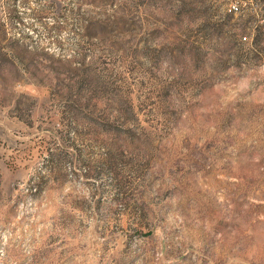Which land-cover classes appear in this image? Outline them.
<instances>
[{
	"label": "rangeland",
	"instance_id": "obj_1",
	"mask_svg": "<svg viewBox=\"0 0 264 264\" xmlns=\"http://www.w3.org/2000/svg\"><path fill=\"white\" fill-rule=\"evenodd\" d=\"M226 2L0 0V264H264V0Z\"/></svg>",
	"mask_w": 264,
	"mask_h": 264
},
{
	"label": "built area",
	"instance_id": "obj_2",
	"mask_svg": "<svg viewBox=\"0 0 264 264\" xmlns=\"http://www.w3.org/2000/svg\"><path fill=\"white\" fill-rule=\"evenodd\" d=\"M258 0H227L225 6L228 12L236 14L244 9H256ZM246 39V37H243Z\"/></svg>",
	"mask_w": 264,
	"mask_h": 264
},
{
	"label": "trees",
	"instance_id": "obj_3",
	"mask_svg": "<svg viewBox=\"0 0 264 264\" xmlns=\"http://www.w3.org/2000/svg\"><path fill=\"white\" fill-rule=\"evenodd\" d=\"M14 19H17V17H14ZM3 23V22H2ZM263 27H264V25H263ZM260 29H261V27H260Z\"/></svg>",
	"mask_w": 264,
	"mask_h": 264
}]
</instances>
